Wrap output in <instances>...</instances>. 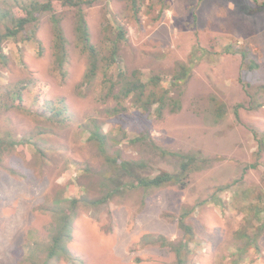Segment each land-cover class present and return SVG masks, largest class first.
Wrapping results in <instances>:
<instances>
[{
  "label": "rangeland",
  "instance_id": "374dc122",
  "mask_svg": "<svg viewBox=\"0 0 264 264\" xmlns=\"http://www.w3.org/2000/svg\"><path fill=\"white\" fill-rule=\"evenodd\" d=\"M20 1L26 0H0V10L13 20ZM52 2L69 40L66 78L54 66L51 12L3 44L0 136L29 142L5 152L0 163V264H174L168 248L141 240L148 233L178 240L176 215L188 206L194 207L188 222L196 264H231L243 225L240 207L250 200L264 205V153L257 158L264 146V0H138V12L130 0H97L84 8L100 57L87 84H81L89 59L75 34L76 10ZM4 22L9 17L0 28ZM120 28L125 39L113 61L110 48ZM227 45L246 56L223 52ZM197 47L206 54L185 83L171 85ZM134 70L144 80L159 76L168 87L174 98L161 114L155 105L146 116L132 100L110 94L111 82ZM18 89L21 102L14 100ZM61 97L66 115L51 122L45 101ZM93 119L108 135L109 156L145 163L130 174L175 172L177 153L200 152L213 163L192 172L185 188L127 187L102 205L80 206L69 243L77 261L45 263L41 249L52 218L39 206L115 188L104 183L119 168L89 140ZM254 162L257 167L246 168ZM257 242L259 249L240 264H264V230Z\"/></svg>",
  "mask_w": 264,
  "mask_h": 264
},
{
  "label": "trees",
  "instance_id": "16d2710c",
  "mask_svg": "<svg viewBox=\"0 0 264 264\" xmlns=\"http://www.w3.org/2000/svg\"><path fill=\"white\" fill-rule=\"evenodd\" d=\"M28 1V2H26ZM20 1L21 13L13 20L10 17L9 11L0 10V22L3 18L9 17V23H5L0 28V63L7 60V55L4 52V41L8 38L16 37L20 32L24 31L26 26L30 23L38 21L39 16L43 12H51L52 22V49L54 56V66L59 71L63 78L68 75V65L70 60L69 40L65 35L60 17L55 13L52 0L46 2H40L38 0H26ZM63 6L73 8L76 10L75 17V34L81 52L86 54L89 59V68L86 72L81 84L90 83L97 74L99 69V52L97 46L92 42V36L90 27L88 24L85 7L91 6L97 0H58ZM132 8L138 12V0H130ZM125 39V30L119 29L110 48V58L113 61L117 60L119 52V44ZM223 52H236L241 53L243 57L246 56V52L241 49H235L232 45H227ZM205 53V48L197 47L193 51L191 62L187 65H183L181 69L171 78L170 84H183L190 77L193 66L198 62L199 58H202ZM120 80L111 82L109 88L110 94L120 101L130 99L135 102L137 107H140L144 115H149L155 105H157L155 111L159 114L163 109L167 107L171 97L170 91L163 87L161 78L159 76H152L148 80H144L140 71L134 70L131 76L121 72ZM22 90L18 89L15 93L16 98L14 100L22 101ZM176 104L178 101L176 100ZM46 107L49 108L51 118L49 120L60 121L65 117L67 112V105L64 102V98L51 99L45 101ZM238 112V110L236 111ZM91 129H89V140L93 141L97 146L100 153L105 157L113 167L117 169L115 175L106 179L104 184L108 186L112 185L115 188L109 189L106 193L97 197H88L86 195L74 198H56L52 203H43L39 206L45 212L51 215V223L49 224V235L47 243L42 245V249L46 259L45 263L51 260H66L70 262H76L77 259L73 255L69 248V243L73 239V230L75 220L78 216L80 206H99L104 204L107 200L112 198L115 194V190L124 188H143L145 190L151 188H162L169 185H177L180 188H185L189 183V178L192 172L202 170L213 163L212 158L203 156L200 152L189 153H177L176 156L179 159L178 169L175 172L161 171L153 176H141L130 174L131 171H137L139 168L144 167L143 162L121 161L118 163L119 157H111L108 155L107 139L108 135L102 129V125L98 119L91 120ZM45 131H40L39 134L43 135ZM29 141L20 140L13 141L10 137L0 136V163L3 159L5 152L11 150L15 145L26 143ZM38 143V142H37ZM260 143V142H259ZM40 151V149H39ZM42 152L40 151V154ZM264 153V146L259 145L257 151L258 160L262 158ZM173 154V153H172ZM258 162H254L248 165L246 168L257 167ZM120 172H122L120 174ZM131 177L127 178V175ZM108 180V181H107ZM119 192V191H118ZM194 207H182L176 215L177 224L180 228L181 234L178 240H171L163 234L148 233L142 237L141 241L149 246H159L168 248L174 253V264H196L194 247H191L192 241L195 239V231L193 226L188 222V217L192 213ZM241 213H243V225L236 231L235 251L231 253V264H240L246 260L249 256L251 249H259V236L264 230V220L262 214L264 213V205L253 203L252 200L247 201L240 207ZM256 223H259L255 226ZM46 244V245H45ZM32 253V252H31ZM139 262V258L136 259ZM53 264V263H52Z\"/></svg>",
  "mask_w": 264,
  "mask_h": 264
}]
</instances>
